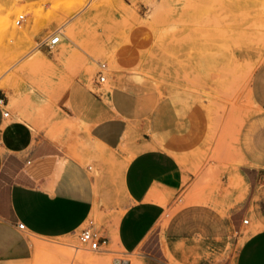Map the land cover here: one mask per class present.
Returning a JSON list of instances; mask_svg holds the SVG:
<instances>
[{"label":"rangeland","instance_id":"1","mask_svg":"<svg viewBox=\"0 0 264 264\" xmlns=\"http://www.w3.org/2000/svg\"><path fill=\"white\" fill-rule=\"evenodd\" d=\"M20 15L24 21L17 26ZM43 28L45 36L61 34L52 53L36 46ZM241 31L245 23L234 0H0V93L9 98V110L16 107L60 144L83 134L65 111V93L75 80L65 74L76 69L86 71L81 80L105 99L113 89L154 91L176 114L199 108L208 131L183 137L174 152L185 181L159 220L154 250L160 255L162 245L176 252L162 264L231 256L243 237L230 224L244 194L237 170L249 164L264 171V115L252 93L253 75L264 66V22H251V53L242 45ZM36 57L44 61L34 66ZM100 64H106V80L96 88ZM126 160L111 170V190L101 200L104 209L111 208L103 215L110 229L123 209L120 178ZM78 235L30 236L31 264H96L107 257L153 264L115 246L91 251ZM37 245L51 248L40 251Z\"/></svg>","mask_w":264,"mask_h":264},{"label":"crops","instance_id":"2","mask_svg":"<svg viewBox=\"0 0 264 264\" xmlns=\"http://www.w3.org/2000/svg\"><path fill=\"white\" fill-rule=\"evenodd\" d=\"M45 34L46 29H40L37 42ZM60 61H55L59 67ZM65 76L75 79L65 93V111L83 129L82 137H68L70 145L34 128L16 107L9 110V98L0 93L7 103L0 106V264H31L30 236L73 237L89 223L107 239L106 247L162 264L163 257L176 252L161 245L156 254L154 234L165 207L185 181L174 152L183 137L207 133L204 114L196 107L176 114L154 91L113 89L105 99L81 80L88 76L85 70ZM94 86L101 88L103 83L96 77ZM252 93L264 115V66L253 75ZM122 159H127L120 178L123 209L110 229L103 215L111 208L104 209L101 200L108 197L111 170ZM237 174L244 194L230 224L243 237L231 256L214 260L206 255L194 264H264V171L245 164Z\"/></svg>","mask_w":264,"mask_h":264},{"label":"built area","instance_id":"3","mask_svg":"<svg viewBox=\"0 0 264 264\" xmlns=\"http://www.w3.org/2000/svg\"><path fill=\"white\" fill-rule=\"evenodd\" d=\"M24 21V16L20 15L16 20V25L20 26ZM61 34L57 31L52 32L50 35L43 37L36 43L38 49L47 51L48 53H52L56 50V47L60 43ZM106 64L99 65V71L97 73V79L99 83H104L106 80ZM7 103L3 99H0V106L5 107ZM4 117L8 116V111L5 110L3 113ZM246 223L247 221H243ZM19 229H24L22 224L18 225ZM78 240L80 245L87 247L91 251H99L102 248H105L107 245V239L103 238L101 234L94 231L91 228V223L86 225L79 233Z\"/></svg>","mask_w":264,"mask_h":264},{"label":"bare ground","instance_id":"4","mask_svg":"<svg viewBox=\"0 0 264 264\" xmlns=\"http://www.w3.org/2000/svg\"><path fill=\"white\" fill-rule=\"evenodd\" d=\"M234 4L236 6V8L238 9V11H240L242 13V22L245 23V28L246 31H241L240 33V40L242 42V45L247 48V51L251 53V22H255V21H259L262 23L264 22V0H234ZM5 21V20H4ZM5 23H8V21L6 20ZM254 25V24H253ZM257 27V26H255ZM253 27V28H255ZM255 30V29H254ZM261 33L258 32L257 35H260ZM263 34V33H262ZM262 37V35H261ZM261 39V38H259ZM263 39V38H262ZM261 39V40H262ZM264 41V40H263ZM264 44V43H263ZM235 45V44H234ZM229 47V46H228ZM264 47V46H263ZM244 53V52H243ZM230 54V53H229ZM232 56V55H231ZM246 57V56H245ZM41 61L43 62L44 59L36 57L33 62V65L36 66L39 63H41ZM261 61V60H260ZM263 61V60H262ZM261 63V62H260ZM259 64V63H258ZM221 67V66H220ZM226 72H228V69L226 70ZM224 73V71H223ZM219 76V74H218ZM6 87V86H5ZM4 89V88H3ZM8 90V89H7ZM203 190V189H202ZM201 190V191H202ZM200 192V191H199ZM202 193V192H200ZM198 195V193H197ZM207 197V196H206ZM204 199V198H203ZM46 245H37L34 246L35 249L40 250V251H48V248H51L46 246ZM76 251V250H75ZM49 252V251H48ZM51 252V251H50ZM53 252V251H52ZM66 252V251H64ZM67 254V253H66ZM65 255V254H64ZM68 256V255H67ZM93 260V259H92ZM94 261V260H93ZM96 262V259H95ZM94 262V263H95ZM109 264L110 262H112V264H130L129 262L114 258V260L112 261L111 257H107V258H101L97 260L96 264H101V263H105ZM93 263V262H92Z\"/></svg>","mask_w":264,"mask_h":264}]
</instances>
